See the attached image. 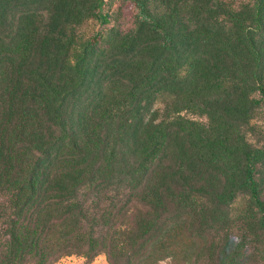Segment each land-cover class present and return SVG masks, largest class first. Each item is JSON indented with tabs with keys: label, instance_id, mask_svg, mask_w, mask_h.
<instances>
[{
	"label": "trees",
	"instance_id": "1",
	"mask_svg": "<svg viewBox=\"0 0 264 264\" xmlns=\"http://www.w3.org/2000/svg\"><path fill=\"white\" fill-rule=\"evenodd\" d=\"M101 254L264 264V0H0V264Z\"/></svg>",
	"mask_w": 264,
	"mask_h": 264
},
{
	"label": "rangeland",
	"instance_id": "2",
	"mask_svg": "<svg viewBox=\"0 0 264 264\" xmlns=\"http://www.w3.org/2000/svg\"><path fill=\"white\" fill-rule=\"evenodd\" d=\"M113 3L111 9H114L117 5ZM96 21L94 19H87L79 26V36L82 39L88 38L96 30ZM83 259L77 256L64 257L56 264H82ZM90 264H107L105 256L103 254L98 255L93 259ZM160 264H172L169 261H163Z\"/></svg>",
	"mask_w": 264,
	"mask_h": 264
}]
</instances>
